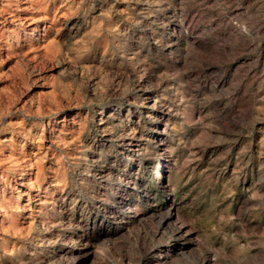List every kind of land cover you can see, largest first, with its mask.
Wrapping results in <instances>:
<instances>
[{
  "label": "rangeland",
  "instance_id": "1",
  "mask_svg": "<svg viewBox=\"0 0 264 264\" xmlns=\"http://www.w3.org/2000/svg\"><path fill=\"white\" fill-rule=\"evenodd\" d=\"M0 29V264H264V0H0Z\"/></svg>",
  "mask_w": 264,
  "mask_h": 264
},
{
  "label": "bare ground",
  "instance_id": "2",
  "mask_svg": "<svg viewBox=\"0 0 264 264\" xmlns=\"http://www.w3.org/2000/svg\"><path fill=\"white\" fill-rule=\"evenodd\" d=\"M42 1V0H41ZM7 3V2H6ZM29 3V2H28ZM41 4V3H40ZM15 5V4H14ZM6 6V5H5ZM20 6V5H19ZM26 6V5H25ZM36 6V5H35ZM22 7V6H21ZM27 7H28V5H27ZM37 7V6H36ZM35 7V8H36ZM6 10H8V8L6 9ZM15 10V9H14ZM25 11V10H24ZM14 12V11H13ZM12 12V13H13ZM16 12V11H15ZM14 12V13H15ZM29 12V11H28ZM32 12H33V10H32ZM30 13V12H29ZM40 13V12H39ZM41 14V13H40ZM15 15H17V14H15ZM44 15V14H43ZM14 16V15H13ZM28 16V15H27ZM37 16V15H36ZM39 16V15H38ZM42 16V15H41ZM55 16V15H54ZM20 17V16H19ZM18 17V18H19ZM56 17H57V15H56ZM25 18H26V16H25ZM33 18V17H32ZM49 18V17H48ZM35 19H36V17H35ZM56 19V18H55ZM14 20V19H13ZM17 20V19H16ZM23 20V19H22ZM51 20V19H50ZM33 21V20H32ZM36 21V20H35ZM46 21V20H45ZM28 22H30V21H28ZM61 22V21H60ZM40 24H41V22H40ZM43 24V23H42ZM50 24V23H49ZM16 26V25H15ZM33 26V25H32ZM44 26V25H43ZM4 27V26H3ZM18 27V26H17ZM8 28V27H7ZM33 28V27H32ZM44 28V27H43ZM4 29V28H3ZM53 29V28H52ZM1 30V29H0ZM33 30V29H32ZM54 30V29H53ZM10 31V30H9ZM25 31V30H24ZM35 31V30H34ZM57 31H59V30H57ZM11 33H14V32H11ZM16 34V33H15ZM2 35V34H1ZM36 35V34H35ZM24 36V35H23ZM10 37V36H9ZM12 37V36H11ZM16 37V36H15ZM27 37V36H26ZM30 37H32V36H30ZM53 37V36H52ZM40 38V37H39ZM38 38V39H39ZM54 38V37H53ZM22 39V38H21ZM55 39V38H54ZM4 40V39H3ZM40 41V40H39ZM46 41V40H45ZM2 42V41H1ZM4 43V42H3ZM10 43V42H9ZM18 44V43H17ZM20 44V43H19ZM25 44V43H24ZM38 44V43H37ZM4 45V44H3ZM6 45V44H5ZM13 45V44H12ZM7 47V46H6ZM11 47V46H10ZM40 47V46H39ZM7 48H9V47H7ZM6 48V49H7ZM18 48V47H17ZM12 49V48H11ZM29 49V48H28ZM10 50V49H9ZM25 51V50H24ZM11 52V51H10ZM9 52V53H10ZM42 52V51H41ZM7 53V52H6ZM18 53V52H17ZM108 113V112H107ZM103 120V119H102ZM52 123V122H51ZM51 125V124H50ZM53 126V125H52ZM51 126V127H52ZM47 128V127H46ZM48 129V128H47ZM68 131V130H67ZM65 132V131H64ZM27 134V133H26ZM52 136H54V138H56L55 136H56V134H55V132H54V129H52ZM63 134V133H62ZM65 135H67V134H65ZM64 136V135H63ZM61 138V137H60ZM10 139V138H9ZM52 140H53V138H52ZM62 140V139H61ZM64 140V139H63ZM66 140V139H65ZM2 143V142H1ZM4 144V143H3ZM13 154H15V153H13ZM17 154V153H16ZM33 156V155H32ZM20 158V157H19ZM36 158V157H35ZM24 159H25V157H24ZM31 159V158H30ZM38 159V158H37ZM22 161H24V160H22ZM38 165V164H37ZM26 166V165H25ZM159 166L160 167H162V163H159ZM27 167V166H26ZM36 168V167H35ZM41 168V167H40ZM28 170V169H27ZM156 170V169H155ZM23 171V170H22ZM25 171V170H24ZM158 172V171H157ZM21 173V172H20ZM29 173V172H28ZM34 174V173H33ZM3 175V174H2ZM5 176V175H4ZM24 177V176H23ZM5 179H6V177H4ZM37 178V177H36ZM34 179V178H33ZM31 181V180H30ZM36 181V180H35ZM10 182V181H9ZM14 182V181H13ZM28 182V181H27ZM42 182V181H41ZM38 183V182H37ZM36 183V184H37ZM9 184V183H8ZM39 184V183H38ZM23 185V184H22ZM25 186V185H24ZM37 187V186H36ZM13 188V187H12ZM19 192V191H18ZM41 192V191H40ZM37 193V192H36ZM46 193V192H45ZM24 194H26L25 192H24ZM29 194V193H28ZM22 195H23V193H22ZM45 195V194H44ZM26 196H27V194H26ZM12 197V196H11ZM28 197V196H27ZM49 198V197H48ZM13 199V198H12ZM37 199V198H36ZM42 200V199H41ZM45 200V199H44ZM36 201V200H35ZM46 201V200H45ZM20 202V201H19ZM13 203V202H12ZM14 204V203H13ZM17 204V203H16ZM21 204V203H20ZM23 204V203H22ZM17 206V205H16ZM21 207V206H20ZM25 207V206H24ZM30 208V207H29ZM42 211V210H41ZM31 212V211H30ZM131 212V211H130ZM8 214V213H7ZM13 215V214H12ZM15 221V220H14ZM17 222V221H16ZM19 225V224H18Z\"/></svg>",
  "mask_w": 264,
  "mask_h": 264
}]
</instances>
